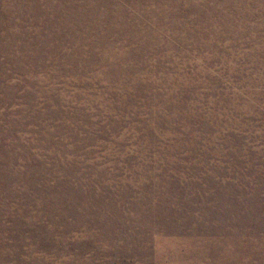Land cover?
Masks as SVG:
<instances>
[{"label":"rangeland","instance_id":"rangeland-1","mask_svg":"<svg viewBox=\"0 0 264 264\" xmlns=\"http://www.w3.org/2000/svg\"><path fill=\"white\" fill-rule=\"evenodd\" d=\"M0 264H264V0H0Z\"/></svg>","mask_w":264,"mask_h":264}]
</instances>
